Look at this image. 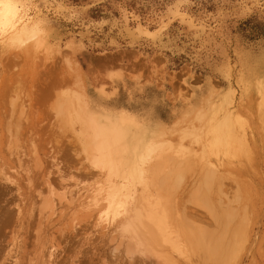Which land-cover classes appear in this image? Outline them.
Returning <instances> with one entry per match:
<instances>
[{
	"label": "rangeland",
	"instance_id": "rangeland-1",
	"mask_svg": "<svg viewBox=\"0 0 264 264\" xmlns=\"http://www.w3.org/2000/svg\"><path fill=\"white\" fill-rule=\"evenodd\" d=\"M0 264H264V0H0Z\"/></svg>",
	"mask_w": 264,
	"mask_h": 264
},
{
	"label": "bare ground",
	"instance_id": "bare-ground-1",
	"mask_svg": "<svg viewBox=\"0 0 264 264\" xmlns=\"http://www.w3.org/2000/svg\"><path fill=\"white\" fill-rule=\"evenodd\" d=\"M5 12V11H4ZM66 108V107H65ZM68 112H69V108H68ZM67 112V113H68ZM114 152V151H113ZM117 154V153H116ZM160 160V159H159ZM172 178V177H171ZM152 180H153V178H152ZM166 182V181H165ZM164 182V183H165ZM168 182H170V180L168 181ZM162 183V182H161ZM163 183V184H164ZM166 185H168V184H166ZM157 186V185H156ZM155 186V187H156ZM159 186V185H158ZM169 186H170V184H169ZM169 186H168V188H169ZM160 187H162V186H160ZM165 187V186H164ZM164 187H162L163 188V190H165V191H160L159 190V193L158 194H160V192L161 193H163V192H166V189H164ZM168 188H167V190H168ZM159 189V188H158ZM160 196V195H159ZM160 198V197H159ZM163 203V202H162ZM166 204V203H165ZM163 204H161V206H162ZM141 206V205H140ZM144 206V208H145V205H143ZM163 206H165V205H163ZM162 206V207H163ZM142 207V206H141ZM148 207V206H147ZM143 208V209H144ZM164 208V207H163ZM142 209V210H143ZM150 209V208H149ZM166 209V208H165ZM141 210V212H138L136 215V217H135V225L132 227V230H133V232L134 231H136V229H137V231H140V233H142V234H146V236L148 237V242H149V246H150V248H151V250H153V251H155V250H157L159 247H161V244H162V242H163V238H162V227H161V225L157 222V220L152 216V215H150L149 214V212L147 213V211L145 212L144 210L142 211ZM163 210V209H162ZM164 211V210H163ZM168 211V210H167ZM170 215V214H169ZM170 217H172V216H170ZM173 220H175V219H173ZM176 221H177V219H176ZM176 221H174L173 223H176ZM165 222V221H164ZM180 222V221H179ZM178 222V223H179ZM183 222V221H182ZM166 224V223H165ZM185 224V223H184ZM186 225H188V224H186ZM176 226H178V224L176 225ZM188 227H189V225L186 227V229H188ZM165 228V227H164ZM178 228V227H177ZM181 228H183V225H182V227L180 226L178 229L180 230ZM184 228H185V226H184ZM183 228V229H184ZM166 229V228H165ZM165 229H164V232H165ZM184 231V230H183ZM188 231V230H187ZM192 231H193V229H192ZM132 232V233H133ZM163 232V233H164ZM177 232H179L178 230H177ZM185 232H186V230H185ZM190 232V231H189ZM188 232V233H189ZM187 233V234H188ZM194 233V232H193ZM141 234V235H142ZM184 235H185V233H183ZM191 234V233H190ZM137 235H138V233H137ZM196 235V234H195ZM143 236V235H142ZM192 236V235H191ZM190 236V237H191ZM193 236H194V234H193ZM183 237V236H182ZM187 237V236H186ZM186 237H184V241L186 240ZM196 237V236H195ZM198 237V236H197ZM197 237L195 238L196 240H198L197 239ZM189 238V237H188ZM187 238V239H188ZM195 240V241H196ZM220 240V239H219ZM190 241H191V239H190ZM193 241H194V239H193ZM216 241L217 242H219L218 241V239H216ZM226 241V240H225ZM185 242H187V241H185ZM222 242H223V245H224V241L222 240L221 242H220V244H218L217 245V247H219V245L220 246H222ZM189 243V242H188ZM193 243V242H192ZM199 243V242H198ZM227 243H229V241H226V245H227ZM231 243V242H230ZM147 244V243H146ZM190 244V243H189ZM202 243L200 242V244H199V247H200V249L202 248L201 246L203 245H201ZM194 245V244H193ZM226 245H225V247H226ZM229 245V244H228ZM231 245V244H230ZM195 246V245H194ZM197 246H198V244H197ZM198 247V248H199ZM225 247L223 248V249H225ZM196 248V247H195ZM197 248V249H198ZM196 249V250H197ZM219 249H222V247L221 248H219ZM199 250V249H198ZM200 251V250H199ZM196 253V252H195ZM198 254V253H197Z\"/></svg>",
	"mask_w": 264,
	"mask_h": 264
}]
</instances>
